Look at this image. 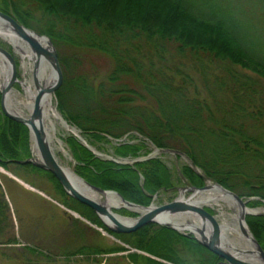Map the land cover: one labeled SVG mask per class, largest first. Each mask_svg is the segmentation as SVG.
<instances>
[{"label": "trees", "instance_id": "1", "mask_svg": "<svg viewBox=\"0 0 264 264\" xmlns=\"http://www.w3.org/2000/svg\"><path fill=\"white\" fill-rule=\"evenodd\" d=\"M0 10L49 36L62 73L54 91L58 106L91 139L136 130L159 148L182 151L204 176L241 189L238 195L259 198L246 205L264 203V0H0ZM60 46L72 55L61 59ZM87 50L109 60L99 80L74 71L81 66L78 52ZM26 132L25 125L0 111L2 165L31 166L16 160L28 154ZM136 149L128 144L115 151L136 155ZM75 152L84 167L78 175L125 200L146 205L150 194L170 185L156 158L128 165L94 157L83 146ZM31 169L53 181L61 203L96 221L50 173ZM183 170L193 185L201 184L199 175ZM245 222L264 250V216L246 214ZM112 234L174 264L221 260L191 235L165 225L148 223ZM85 247L65 253L97 251ZM139 257L135 264H159Z\"/></svg>", "mask_w": 264, "mask_h": 264}, {"label": "rangeland", "instance_id": "2", "mask_svg": "<svg viewBox=\"0 0 264 264\" xmlns=\"http://www.w3.org/2000/svg\"><path fill=\"white\" fill-rule=\"evenodd\" d=\"M26 28L46 37L51 42L49 36L44 33L37 32L29 27ZM0 46L7 49L12 54L16 64V75L18 80L24 81L26 84L30 83L33 88L31 79L32 61L27 57H21L20 53L15 51L13 46L1 36ZM59 52L63 60L72 55V51L67 46H60ZM78 53V58L81 57V66L74 70L75 72L99 80V77L109 68V60L107 56L101 52L87 50L79 51ZM246 71L253 75L252 71ZM11 88H13L14 91L16 90L15 92L19 94H24L21 84L17 82L14 83ZM54 91L50 93L52 99L51 107L59 114L61 120L75 128L76 134L67 131L62 125L61 120L55 119L51 130L47 129L48 125L45 119L42 120L44 122L43 125L45 131L53 134V139H58L57 142L55 141V145L59 146L60 150H54L55 160L59 162L58 164L60 166L70 168V170L82 180L84 179L78 175L76 170L84 172V167L74 158V154L76 153L75 150L78 149L79 146H83L94 157L111 160L118 164L133 165L135 161H142L148 158L158 159L162 163L164 172L169 176L170 185L168 187L159 188L154 193L150 194L146 205L132 202L141 206H156L169 202L174 198H178V196L181 195V191L186 199L192 194V187L201 188L208 184H213L214 182L218 183L214 179L204 176L201 170L195 166L182 151L174 148H163L166 149V151H159L161 148L155 146L149 138L136 130H127L117 137H111L102 133L105 139L102 138L98 141L91 139V137H89V131L82 132L71 123L60 110ZM25 112L26 110L23 113L25 114ZM26 135L28 141V154L24 157L20 156V159L16 160H23L30 156L34 157L28 129ZM128 144L137 147L136 155H131L129 153L119 155L116 153L115 150L117 148ZM12 163L7 165H2V163H0V264H135L134 261L139 262V256H146L155 262H159V264H174L167 257L153 255L146 251L133 248L120 238H116L112 234L114 232L108 230L94 212V216L96 217L95 222L98 221L103 227L98 226L95 222H90L86 217L79 215L74 209L61 203L62 198L57 195L53 187V181L47 179L44 172L31 169V166H33L32 164H30L31 166L21 167L16 163ZM184 167L190 168L197 176L199 175L198 177L201 178L200 185H193L190 180L185 177L183 172ZM141 182L142 177L140 176L139 184H141ZM26 186L35 191H30ZM222 187L235 194H240V192H242L239 188L236 189L237 191H234L225 186ZM101 189L117 193L113 189ZM238 196L244 200L245 207L250 210L264 208L263 202L260 204L253 203L252 205H246L247 202L259 200L257 196ZM99 201L103 200L99 199ZM202 207L213 214L218 223H221L224 219L229 220L234 214L233 210L221 200H218L217 203L202 205ZM111 211L128 220H132L138 216L137 211H131L124 207L112 208ZM256 215L264 216V213ZM178 232L191 235L195 239L197 236L186 230H180ZM28 247L35 251L44 252L46 257H41L37 252H34V254L30 253L27 249ZM79 247L90 248V250L95 249L97 251L96 253L82 254L65 253L76 251ZM113 247L122 248L117 251L106 252L108 248ZM131 253H134V258L129 257ZM223 263L221 259L214 264Z\"/></svg>", "mask_w": 264, "mask_h": 264}, {"label": "water", "instance_id": "3", "mask_svg": "<svg viewBox=\"0 0 264 264\" xmlns=\"http://www.w3.org/2000/svg\"><path fill=\"white\" fill-rule=\"evenodd\" d=\"M0 21H2L6 25L10 34L15 35L16 37L25 41L28 47L30 48V51L33 54V57L31 59L32 60L31 79H32V85L36 90V93L33 98L30 113L28 114V116L24 117L20 114H16L7 110L5 107L4 104L5 94L10 90V88L13 86L14 83L16 82L19 83L20 81L18 80L16 75V64L12 54L7 49L0 46V56L4 60L8 71L7 80L3 83V85L0 86V109L7 118L19 122L27 127L29 136L30 138H32L33 143L40 156L39 159L30 156L23 160H17V161H19L20 163H30L35 167L50 172L53 175V177L57 180V182L60 184L62 189L71 198L89 207L99 217V219L103 222L105 227L111 232L114 233L131 232L147 223H157L160 225L168 226L176 231H180L179 229L180 225L176 226L170 224L169 222L159 221L157 217L163 213L166 215H172V214L174 215L177 213H188L196 216L195 219L198 222L199 226H193L195 232L184 226H182V230H186L190 233L196 234L197 235L196 239L198 240V242L202 246H204L208 251L215 254L220 259H222V261L225 264H264V250L260 247L256 239L251 235L247 227L246 228L249 232L250 240L254 246L257 262H251L248 260L241 259L237 255L229 252L224 247H222L220 241L221 239L220 227L214 215L209 213L202 206L195 205L194 203L189 202L187 198L186 199L174 198L169 202L162 203L156 206L154 205L141 206L124 200L119 194L116 193L119 196V198L122 200V202H124L126 205L134 206L143 210L142 212H138L137 217L127 222L118 219L116 217V214L113 213L111 211V208L108 207V205H106L103 201L96 200L80 192L68 179L65 171L58 164V162L55 160L54 156L52 155L50 151V147L47 142L46 134L42 126V111L39 105L40 98L45 93L53 92L59 86L62 80V74H61V69L59 66L56 50L53 44L46 37L41 36L35 33L34 31L26 28L25 26L17 22L10 14L0 11ZM32 34H34L35 36H32ZM38 38H44L46 41L45 44L42 45L38 41ZM40 60H43L48 64L50 70L54 75V81L47 87H41L37 81L36 71ZM159 151H166V149L161 148L159 149ZM82 181L92 191L98 194L103 195L110 191L93 186L84 180ZM213 184L222 188L229 194H231L234 197V199L237 201L239 206L238 222L240 223V225L241 223H243L246 226L244 221V216L246 214H261L259 212L245 213L244 212V209L246 208L245 203L240 196H238L237 194H235L234 192L228 189H225L216 182H214ZM207 186L208 185L203 186L201 188L192 187L191 189L192 191H195V190L205 189L207 188Z\"/></svg>", "mask_w": 264, "mask_h": 264}, {"label": "bare ground", "instance_id": "4", "mask_svg": "<svg viewBox=\"0 0 264 264\" xmlns=\"http://www.w3.org/2000/svg\"><path fill=\"white\" fill-rule=\"evenodd\" d=\"M0 36L3 37L5 40H7L13 46L14 50L20 53L21 57H27L30 59V61H32L31 59L33 57V54L30 51V48L28 47L27 43L22 39L16 37L15 35L10 34L8 28L2 21H0ZM32 36L35 35L32 34ZM38 41L42 45H44L46 42L44 38H38ZM36 72H37V81L41 87H47L54 81V75L45 61L43 60L39 61ZM7 78H8L7 66L4 60L0 56V86L3 85V83L7 80ZM19 83L23 88L24 94L23 95L19 94L18 92H15L16 90L14 91L13 88H10V90L5 94L4 104L7 110L26 117L30 113L31 105L36 90L34 89V87L33 88L31 87L30 83L26 84L24 81H20ZM51 100H52L51 94L45 93L41 96L39 101V105L42 111V120L45 119L47 121V125H48L47 129L50 130L53 127V121L55 119L61 120L59 114L51 107ZM25 110L26 112L24 114L23 112ZM61 123L66 128L67 131L76 134L75 128L73 126L66 124L63 120H61ZM43 124L44 122L42 121V126L46 134L50 151L55 158L54 150H60V147L55 145V141L57 142L58 139L57 138L53 139V134L51 132L48 133L47 131H45V127ZM30 141L32 143L33 155L36 159H39L40 156L37 152V149L33 143L32 138H30ZM62 168L65 171L68 179L80 192L96 200L102 199L103 202L106 205H108V207H110L111 209L124 207V208H128L131 211H137V212L143 211L140 208L126 205L114 192L109 191L101 195L92 191L81 180V178H79L70 170V168H67L65 166H63ZM180 193L181 195L178 196V198L185 199L184 196L182 195L183 194L182 191ZM187 199L189 200V202H192L195 205H200V206L207 205L209 203H217L218 200H221L224 203H226L233 210L234 214L230 217L229 220L224 219L221 221V223H218L220 227V234H221L220 241L222 247H224L229 252L237 255L241 259L248 260L251 262H257L254 246L250 240L249 232L243 223H241L240 225V223L238 222L239 206L237 201L234 199V197L231 194H229L228 192H226L225 190L214 184H208L207 188L205 189L192 191V194ZM244 212L264 213V208H259L255 210H250L248 208H245ZM116 217L122 221H127V222L131 221L130 219L128 220L122 218L117 214ZM195 218L196 216L188 213H177L174 215L173 214L166 215L163 213L157 217L159 221L169 222L170 224L176 226L180 225L179 226L180 230H182V226H184L194 232L195 230L193 226H199Z\"/></svg>", "mask_w": 264, "mask_h": 264}, {"label": "crops", "instance_id": "5", "mask_svg": "<svg viewBox=\"0 0 264 264\" xmlns=\"http://www.w3.org/2000/svg\"><path fill=\"white\" fill-rule=\"evenodd\" d=\"M30 191H32L33 189L32 188H30V187H28V186H26ZM33 191H35V190H33Z\"/></svg>", "mask_w": 264, "mask_h": 264}, {"label": "built area", "instance_id": "6", "mask_svg": "<svg viewBox=\"0 0 264 264\" xmlns=\"http://www.w3.org/2000/svg\"><path fill=\"white\" fill-rule=\"evenodd\" d=\"M223 264H225V263H223Z\"/></svg>", "mask_w": 264, "mask_h": 264}]
</instances>
